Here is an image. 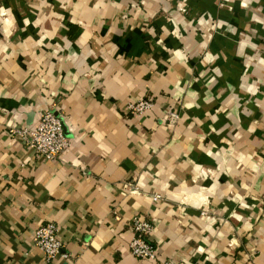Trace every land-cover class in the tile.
Here are the masks:
<instances>
[{
  "label": "crops",
  "instance_id": "1",
  "mask_svg": "<svg viewBox=\"0 0 264 264\" xmlns=\"http://www.w3.org/2000/svg\"><path fill=\"white\" fill-rule=\"evenodd\" d=\"M45 110L55 160L8 133ZM137 218L176 264H264V0H0V264H159Z\"/></svg>",
  "mask_w": 264,
  "mask_h": 264
},
{
  "label": "built area",
  "instance_id": "2",
  "mask_svg": "<svg viewBox=\"0 0 264 264\" xmlns=\"http://www.w3.org/2000/svg\"><path fill=\"white\" fill-rule=\"evenodd\" d=\"M152 107L151 98H139L128 103L126 111L141 115ZM170 115L171 118L177 117L174 113ZM8 133L47 160H55L72 146V141L66 136L63 119L53 110L42 112L32 126H10ZM153 229V224L147 219L137 218L132 221L133 236L129 241L131 254L140 260H152L159 264H176L158 253L157 246L150 239ZM59 231V226L54 221L44 222L35 229L33 243L44 252L46 262L60 255L69 257L68 254H63L64 246L59 238Z\"/></svg>",
  "mask_w": 264,
  "mask_h": 264
}]
</instances>
